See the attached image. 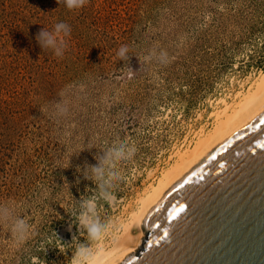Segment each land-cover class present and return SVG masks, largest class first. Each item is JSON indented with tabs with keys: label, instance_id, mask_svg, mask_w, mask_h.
I'll list each match as a JSON object with an SVG mask.
<instances>
[{
	"label": "rangeland",
	"instance_id": "374dc122",
	"mask_svg": "<svg viewBox=\"0 0 264 264\" xmlns=\"http://www.w3.org/2000/svg\"><path fill=\"white\" fill-rule=\"evenodd\" d=\"M59 22L71 29L60 34L62 56L36 39ZM123 45L128 61L117 55ZM263 71L264 0H86L77 9L0 0V207L11 213L0 221V264H70L64 245L86 242L75 207L97 190L83 170L128 141L137 151L116 166V196L98 205L100 222L117 225L105 245L118 244L178 154ZM15 218L30 225L23 242ZM139 232L123 245L136 247Z\"/></svg>",
	"mask_w": 264,
	"mask_h": 264
},
{
	"label": "water",
	"instance_id": "95a60500",
	"mask_svg": "<svg viewBox=\"0 0 264 264\" xmlns=\"http://www.w3.org/2000/svg\"><path fill=\"white\" fill-rule=\"evenodd\" d=\"M119 264H264V106L173 188Z\"/></svg>",
	"mask_w": 264,
	"mask_h": 264
},
{
	"label": "clouds",
	"instance_id": "9594fccd",
	"mask_svg": "<svg viewBox=\"0 0 264 264\" xmlns=\"http://www.w3.org/2000/svg\"><path fill=\"white\" fill-rule=\"evenodd\" d=\"M85 2L86 0H57L58 4L64 3L68 9L80 8ZM70 32L71 29L68 24L59 22L54 25L52 31L46 28L41 30L36 39L44 49L50 48L54 50L57 56H62L66 44L63 39H60V34L63 33L64 36H68ZM128 53L129 47L123 45L120 47L117 55L120 60L128 61ZM151 58L152 54L150 53L144 57V61L148 62ZM166 58L167 53L161 52L159 56L160 61L162 63L166 62ZM129 71L132 72V68L129 67ZM55 109L57 114L62 115L67 112V108L61 102H56ZM136 151L135 145L130 144L128 141L114 142L111 147L103 150L104 155L98 157V164L85 166L83 175L97 185V190L93 192L91 197L82 198L80 203L75 207L74 214L76 215L79 229L83 233L86 232V242L81 243L74 236L71 245H64V251L66 247L73 249L70 264H119L118 248L106 246L104 243L108 234L116 229L117 225L110 223L102 224L100 222L98 205L100 201L110 204L116 196V186L123 180V176L116 166L121 161L131 159ZM10 218V211L7 208L0 207V221H7ZM11 226L18 241L23 242L27 239L30 233L28 222L23 218H15L12 220ZM123 226V224H120L118 227L122 229Z\"/></svg>",
	"mask_w": 264,
	"mask_h": 264
},
{
	"label": "bare ground",
	"instance_id": "6f19581e",
	"mask_svg": "<svg viewBox=\"0 0 264 264\" xmlns=\"http://www.w3.org/2000/svg\"><path fill=\"white\" fill-rule=\"evenodd\" d=\"M263 106L264 71L255 81L254 86L245 95H242L236 104L227 103L222 112H217L216 124L213 129L202 133L203 135L192 148L179 153L176 162L148 191L140 207L132 215L130 222L126 224L124 239L121 237L123 240L120 239L114 246L119 250L118 259L139 246L149 229L152 216L173 188L212 150L253 117ZM134 228L140 229V232L136 235V247H131L128 242L134 238L132 234ZM125 241H127V245H123Z\"/></svg>",
	"mask_w": 264,
	"mask_h": 264
}]
</instances>
